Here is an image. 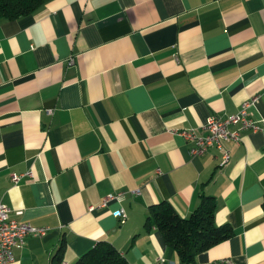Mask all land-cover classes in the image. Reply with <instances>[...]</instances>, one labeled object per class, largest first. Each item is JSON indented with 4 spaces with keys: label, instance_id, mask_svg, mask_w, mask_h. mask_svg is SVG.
I'll return each instance as SVG.
<instances>
[{
    "label": "crops",
    "instance_id": "0c3cea01",
    "mask_svg": "<svg viewBox=\"0 0 264 264\" xmlns=\"http://www.w3.org/2000/svg\"><path fill=\"white\" fill-rule=\"evenodd\" d=\"M253 95L260 120L264 0H47L0 19V202L47 228L10 264H70L100 240L130 264H185L144 221L160 200L188 216L200 193L234 234L192 264H264V127L227 143L223 166L171 133Z\"/></svg>",
    "mask_w": 264,
    "mask_h": 264
},
{
    "label": "trees",
    "instance_id": "16d2710c",
    "mask_svg": "<svg viewBox=\"0 0 264 264\" xmlns=\"http://www.w3.org/2000/svg\"><path fill=\"white\" fill-rule=\"evenodd\" d=\"M47 0H0V19L16 18L30 13ZM261 205L264 211V194ZM216 202L211 195L200 193L197 206L188 216H181L167 200H160L148 206L144 226L157 229L167 247L178 259L192 264L198 253L229 239L233 228L228 223L215 224ZM63 244L56 249L54 259L59 260ZM70 264H130L109 242L97 241L91 248Z\"/></svg>",
    "mask_w": 264,
    "mask_h": 264
},
{
    "label": "built area",
    "instance_id": "2783aa9c",
    "mask_svg": "<svg viewBox=\"0 0 264 264\" xmlns=\"http://www.w3.org/2000/svg\"><path fill=\"white\" fill-rule=\"evenodd\" d=\"M68 60L71 63L74 58L71 56ZM256 98L257 95H253L244 100L234 114L223 117L211 115L197 128L171 129V133L181 136L189 144V153L192 156H201L211 148L221 151L220 166H223L230 160V151L226 147L227 143L238 142L242 131H258L264 127V118L256 120L250 112V107ZM23 175L25 174L11 173L12 182L17 183ZM26 175L30 174L27 173ZM123 197L124 192L122 191L109 194L102 198L99 206H104L111 199L120 201ZM9 212L10 208L0 202V264H10L14 261V249L23 244L27 235L42 236L47 231L46 227L34 226L29 222L12 218ZM113 215L120 222H123L126 217L122 208L115 210ZM155 264H164V258L158 256ZM212 264L234 263L228 258H221Z\"/></svg>",
    "mask_w": 264,
    "mask_h": 264
}]
</instances>
